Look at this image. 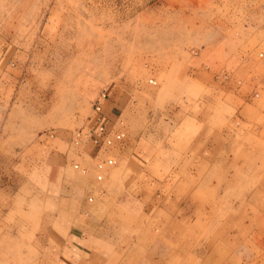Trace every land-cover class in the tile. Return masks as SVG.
<instances>
[{"label":"rangeland","instance_id":"rangeland-1","mask_svg":"<svg viewBox=\"0 0 264 264\" xmlns=\"http://www.w3.org/2000/svg\"><path fill=\"white\" fill-rule=\"evenodd\" d=\"M13 58L0 264L94 242L102 264H264V0H0ZM104 84L126 126L105 159L81 138Z\"/></svg>","mask_w":264,"mask_h":264},{"label":"crops","instance_id":"crops-1","mask_svg":"<svg viewBox=\"0 0 264 264\" xmlns=\"http://www.w3.org/2000/svg\"><path fill=\"white\" fill-rule=\"evenodd\" d=\"M16 59V58H15ZM19 60L16 59L17 64ZM14 65V66H13ZM6 67V69H4ZM2 67V63H0V68H3L4 70H0V100L3 98L5 93H8L9 91H12L14 89V81L16 79L15 75V68L18 67V65H15L14 58L13 59H6V66ZM113 88L109 86L108 84H104L98 93L93 97L92 102L94 103L96 100H100L102 103V111L101 113L98 114V117L95 115L91 117V120L89 121V124L85 129L82 131V141L84 145L90 146V152L91 153H96L95 151H99L100 153L97 154L98 156L102 158H107L104 157L107 152H101L103 151V148H108L106 146H99L98 143L95 142V136L97 134V128L98 126L103 123L106 125L107 130H121V131H126V126L123 124L124 120L122 119V114H117L116 116L113 115L114 112H117L116 107H117V102L119 101L120 95L117 97L114 95L112 92ZM95 90V87H93L92 91ZM91 91V90H90ZM91 91V92H92ZM103 91L106 92V95L103 96L102 93ZM118 98V99H117ZM96 114V113H95ZM118 124V126H117ZM109 149V148H108ZM107 151V149L105 150ZM110 152V151H109ZM109 156V154H107ZM56 188V189H55ZM58 188L57 187H51L49 195L47 194L49 199H54V200H60L63 197L62 191H64L63 187L60 191H56ZM58 212H62L63 210L61 208L56 209ZM63 216V212L61 213ZM75 239H78L79 236L76 235L74 236ZM74 239H72L73 241ZM79 240V239H78ZM73 243V242H71ZM78 243V242H76ZM102 247L101 244L99 243H93L91 248L88 247H78L76 251H73V263L72 264H102L103 261H106L110 263V260L113 258H117L119 253H112L109 256L106 254V252ZM130 252L133 251H126L125 254L123 253L124 256L121 255V258L123 259H131V258H136L138 259L139 257L136 254H132ZM128 253V254H126ZM122 254V253H120Z\"/></svg>","mask_w":264,"mask_h":264},{"label":"built area","instance_id":"built-area-1","mask_svg":"<svg viewBox=\"0 0 264 264\" xmlns=\"http://www.w3.org/2000/svg\"><path fill=\"white\" fill-rule=\"evenodd\" d=\"M153 81V79H151ZM103 96L106 95V92L103 91ZM96 116L102 111V103L100 100H96L94 102ZM125 138V132L121 130H107L106 125L101 123L97 128V134L95 136V142L99 144V146H110L118 141H122ZM112 159H109V162H112ZM102 166V164H100ZM99 178H102V174L99 175Z\"/></svg>","mask_w":264,"mask_h":264}]
</instances>
